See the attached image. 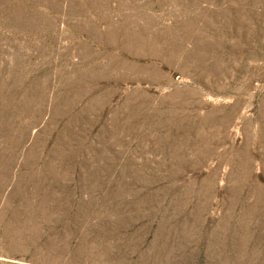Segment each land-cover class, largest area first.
I'll list each match as a JSON object with an SVG mask.
<instances>
[{
    "label": "rangeland",
    "instance_id": "1",
    "mask_svg": "<svg viewBox=\"0 0 264 264\" xmlns=\"http://www.w3.org/2000/svg\"><path fill=\"white\" fill-rule=\"evenodd\" d=\"M0 264H264V0H0Z\"/></svg>",
    "mask_w": 264,
    "mask_h": 264
}]
</instances>
